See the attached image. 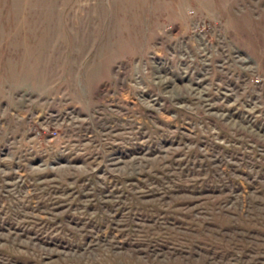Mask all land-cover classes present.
Here are the masks:
<instances>
[{"label": "rangeland", "instance_id": "1", "mask_svg": "<svg viewBox=\"0 0 264 264\" xmlns=\"http://www.w3.org/2000/svg\"><path fill=\"white\" fill-rule=\"evenodd\" d=\"M0 264H264V0H0Z\"/></svg>", "mask_w": 264, "mask_h": 264}]
</instances>
